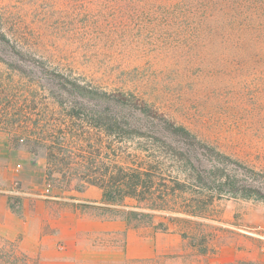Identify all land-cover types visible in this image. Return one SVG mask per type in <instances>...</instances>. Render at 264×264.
<instances>
[{
	"label": "rangeland",
	"instance_id": "1",
	"mask_svg": "<svg viewBox=\"0 0 264 264\" xmlns=\"http://www.w3.org/2000/svg\"><path fill=\"white\" fill-rule=\"evenodd\" d=\"M210 3L0 0L3 30L36 59L19 60L0 45L5 61L0 79L22 97L23 113L33 120L45 113L49 122L62 111L53 103L56 95L78 93L64 91L56 69L106 91H132L203 141L264 173V0H228L227 14ZM13 140L0 130V195L18 218L10 227L0 224V245L14 250L11 264H22V252L36 264H50L40 258L36 238L44 237L47 247L59 210L106 218L111 217L102 209L139 210L134 199L120 205L104 204L101 197L91 202L81 200L79 191L54 186L44 176V150L36 153V142ZM152 213V225L129 223L154 231L163 223L181 238L183 252L146 264H264L262 200L223 196L198 216ZM173 256L180 258L169 262Z\"/></svg>",
	"mask_w": 264,
	"mask_h": 264
},
{
	"label": "trees",
	"instance_id": "2",
	"mask_svg": "<svg viewBox=\"0 0 264 264\" xmlns=\"http://www.w3.org/2000/svg\"><path fill=\"white\" fill-rule=\"evenodd\" d=\"M217 1H222L220 6ZM217 1L210 0L214 9L227 14L232 8L228 0ZM0 45L19 60L36 62L11 40L1 21ZM0 62H5L1 56ZM57 70L64 91L72 88L78 93L56 95L53 103L62 111L51 122L45 113L36 120L23 113L22 97L0 79V130L16 143L36 142V153L44 150V176L54 186L79 192L96 186L104 204L134 199L139 210L101 212L148 225L153 211L198 216L223 196L264 201L263 172L203 141L132 91H106L79 75ZM9 207L14 210L11 203ZM156 229L168 231L163 223ZM21 256L22 264H36L26 253ZM14 257L12 248L0 245V264H11Z\"/></svg>",
	"mask_w": 264,
	"mask_h": 264
},
{
	"label": "crops",
	"instance_id": "3",
	"mask_svg": "<svg viewBox=\"0 0 264 264\" xmlns=\"http://www.w3.org/2000/svg\"><path fill=\"white\" fill-rule=\"evenodd\" d=\"M78 193L81 200L91 202L101 197V189L96 186H88ZM17 219L8 206L7 196L0 195V224L10 227V220ZM51 222L55 231L48 236L47 247L44 237L36 238L40 258L49 260L50 264H146L158 256L183 252V241L175 233L133 225L123 218L63 209ZM178 258L180 256H173L168 261Z\"/></svg>",
	"mask_w": 264,
	"mask_h": 264
}]
</instances>
